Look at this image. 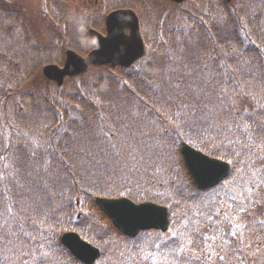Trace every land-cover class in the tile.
<instances>
[{
	"label": "trees",
	"instance_id": "obj_1",
	"mask_svg": "<svg viewBox=\"0 0 264 264\" xmlns=\"http://www.w3.org/2000/svg\"><path fill=\"white\" fill-rule=\"evenodd\" d=\"M121 7L139 16L144 57L129 68L91 67L57 87L42 67L60 64L68 49L89 52L87 32L103 28L106 12L77 14L47 1L33 14L19 0H0V264H80L60 244L66 231L100 248V264H144L143 248L160 264H264V199L240 202L245 187L263 181L254 175L264 166V132L252 121L264 125V0H117ZM165 100L173 112L194 101L209 119L223 108L232 131L217 137L208 129L203 142L190 140L170 122ZM102 131L118 146L131 134L135 158L114 155ZM182 141L230 162L227 179L197 190L179 155ZM122 196L166 206L173 236L120 234L93 199ZM193 240L200 251L182 254Z\"/></svg>",
	"mask_w": 264,
	"mask_h": 264
},
{
	"label": "water",
	"instance_id": "obj_2",
	"mask_svg": "<svg viewBox=\"0 0 264 264\" xmlns=\"http://www.w3.org/2000/svg\"><path fill=\"white\" fill-rule=\"evenodd\" d=\"M181 3L185 0H171ZM229 1V0H228ZM106 36L90 31L97 48L85 58L73 51H67L62 67L45 66L43 75L58 86L63 84L65 77L76 76L93 65H111L113 67H129L144 54V45L139 32L138 19L131 10H119L110 13L105 19ZM128 29L129 34L124 30ZM196 150L186 144L181 145L180 153L194 184L198 189H206L218 184L229 173V165L223 161L212 160V167L206 170L193 169L188 159ZM95 203L122 233L134 237L141 230L158 229L165 231L168 226L167 210L152 203L134 204L127 199L116 200L96 198ZM61 242L70 253L84 264H94L98 250L85 244L76 234L62 236Z\"/></svg>",
	"mask_w": 264,
	"mask_h": 264
},
{
	"label": "snow or ice",
	"instance_id": "obj_3",
	"mask_svg": "<svg viewBox=\"0 0 264 264\" xmlns=\"http://www.w3.org/2000/svg\"><path fill=\"white\" fill-rule=\"evenodd\" d=\"M249 75H251V73H249ZM246 87L249 90V93L253 90L252 85L249 82H245ZM159 87V86H157ZM175 90L177 92V94L179 95L180 92V86L179 84L175 85ZM244 92V89H241L240 92H238L237 94H241ZM172 97L168 96L167 100H171ZM197 99H199V97H197ZM167 100H165L162 104V107L164 108V111L168 114V116L170 117V122H172L174 124V126L178 129H187L189 132V139L190 140H200L203 142V136H202V132L207 131L208 129H212L215 133V136H220L223 135L225 133H230L232 131V129L230 127H228V121L226 118L221 119V114L225 111V109L221 108L220 109V113L217 114V118L216 119H209L207 116L205 115H198L197 112L199 110V105L196 104L194 101H188V102H182L180 106L177 107V110L175 112L172 111V105H167V107H164L165 104H167ZM141 115H143L144 119H147V113H131V119L133 120H137L141 118ZM101 119H103V117H101ZM117 119H119V117H117ZM158 119V117H157ZM252 125L255 128L256 131H260V132H264V125H257L256 121L253 120L252 121ZM124 127H127V125H123ZM235 127L240 128L241 126L238 124H234ZM195 131V135H192V131ZM249 130V126L247 124H245L242 128H241V132L243 133H247ZM139 131H143V129H139ZM104 138L109 142L110 146L115 150L114 151V155H116L117 157L120 155V152L123 151H129L130 155H133L136 151H139V148L134 147V140L131 137V134H129L128 138H125L123 140V145L118 146L116 144L111 143V140L114 138V134H109V133H103ZM120 135L123 137L124 133L121 132ZM248 143H252V136L249 135L246 137ZM183 142V141H182ZM174 144V141H173ZM206 146V144H205ZM247 146V145H246ZM143 147L147 148L150 147L147 143V141L143 142ZM151 147H155V146H151ZM159 155V154H157ZM237 155H239V153H237ZM166 156L168 158L169 161H171L173 159L174 153L172 152H168L166 153ZM133 158H135V156L133 155ZM212 160L209 159L205 154L196 151V152H192L189 159H188V164L189 166L193 169V171H197V170H206V169H210L212 167ZM244 208L241 207L239 209V212H243ZM233 227H241V225H234ZM26 235V234H25ZM231 235L233 237L236 236V232L233 231L231 233ZM213 239H215V237H213ZM89 243V241H85V244ZM227 243V242H225ZM221 260H224L223 256H220Z\"/></svg>",
	"mask_w": 264,
	"mask_h": 264
},
{
	"label": "rangeland",
	"instance_id": "obj_4",
	"mask_svg": "<svg viewBox=\"0 0 264 264\" xmlns=\"http://www.w3.org/2000/svg\"><path fill=\"white\" fill-rule=\"evenodd\" d=\"M21 2H23V4L26 6V8L29 11H32V13H37L39 12V10H42L43 8L46 7L47 5V1H50V4L54 5V2H56V0H20ZM57 4L59 7H61L62 5L65 7V9L67 11L70 12H74V13H81L84 10L87 11L88 9H90L91 11H93V7H92V1L91 0H58ZM191 5L193 4H189L187 6V8H189ZM86 13V12H83ZM38 24L43 25L42 21L40 19H38ZM38 29V28H37ZM39 30V29H38ZM5 86L4 82L1 80L0 78V90L3 89V87ZM255 178H259L262 181L261 184H255V182H251L254 185V188L249 190L250 188L245 187V190L243 191V195H241L242 197L240 198V202H241V206H247L246 203L248 202H254L256 204V202H260V200L264 199V166L262 168H259V171L254 175ZM258 195V196H257ZM257 201H255V199H257ZM254 205V204H252ZM219 206V205H218ZM251 208H247V210H250ZM210 223H214V220H211ZM170 230V229H169ZM166 235H164V237L166 238H171L173 236V234L170 231L165 232ZM162 238V237H161ZM164 240V239H163ZM192 246L190 247V245L184 244L183 247H187V248H182L181 251L182 254H192L195 255L194 252L200 251L198 248L199 245H197V243L193 240V243L191 244ZM140 259L143 260L144 264H160L161 259L160 256L153 254L152 252V248H143L142 252L139 254ZM172 264H178L179 262L177 261V259H175L174 261L171 262Z\"/></svg>",
	"mask_w": 264,
	"mask_h": 264
}]
</instances>
